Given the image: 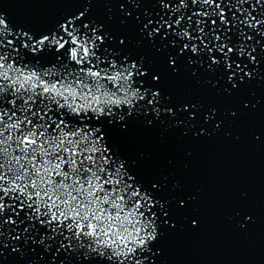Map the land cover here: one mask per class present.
<instances>
[{
    "label": "snow or ice",
    "instance_id": "snow-or-ice-1",
    "mask_svg": "<svg viewBox=\"0 0 264 264\" xmlns=\"http://www.w3.org/2000/svg\"><path fill=\"white\" fill-rule=\"evenodd\" d=\"M80 2L83 10L45 31L14 24L0 11V261L7 253L30 255L29 264H155L160 215L168 216L156 195L161 186H144L132 172L137 162L121 154L109 130L126 132L149 110L146 127L162 116L176 126L183 121L161 107L171 100L152 86L160 82L149 73L154 60L111 48L112 17L101 23L90 12L93 0ZM125 3L139 7L122 0V25L133 18ZM152 3L154 13L135 23L156 54L167 55L172 75L178 61L220 72L229 95L261 76L264 0ZM45 54L54 56L51 66L41 64ZM180 111L195 120L202 106Z\"/></svg>",
    "mask_w": 264,
    "mask_h": 264
},
{
    "label": "water",
    "instance_id": "water-1",
    "mask_svg": "<svg viewBox=\"0 0 264 264\" xmlns=\"http://www.w3.org/2000/svg\"><path fill=\"white\" fill-rule=\"evenodd\" d=\"M121 3L93 0L90 12L101 23L112 17L106 24L114 38L111 48H119L130 59L154 60L149 73L159 75L160 82L152 86L171 100L161 107L173 108L183 121L176 126L172 117L162 116L146 127L145 121L152 119L149 110L147 117L130 122L126 132L119 127L109 130L121 154L129 163L137 162L132 172L144 186H161L156 195L168 216L158 213L161 235L152 245L159 252L155 264H264V64L260 77L240 85L231 95L225 92L231 85L226 76L221 79L220 72L212 74L178 61V74L172 75L167 55L156 54L135 23L136 16L154 13L158 6L152 0H135L138 8L125 3L133 18L122 25ZM84 6L80 0H0V11L10 22L37 31L53 28ZM121 39L125 46L119 45ZM155 44L161 47L159 37ZM167 51L174 53L171 48ZM39 59L43 66L54 62L52 54ZM197 103L202 106L197 119L188 120V112L181 114V108ZM210 109L214 118L205 122ZM6 256L0 264L31 260L30 255Z\"/></svg>",
    "mask_w": 264,
    "mask_h": 264
}]
</instances>
